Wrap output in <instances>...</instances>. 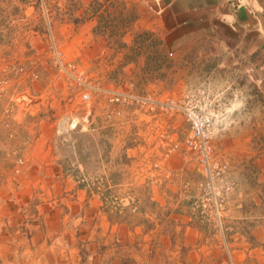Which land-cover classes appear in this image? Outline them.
Listing matches in <instances>:
<instances>
[{
    "label": "crops",
    "instance_id": "0c3cea01",
    "mask_svg": "<svg viewBox=\"0 0 264 264\" xmlns=\"http://www.w3.org/2000/svg\"><path fill=\"white\" fill-rule=\"evenodd\" d=\"M95 2L44 0L51 38L70 59L109 57L116 67L113 128L94 129L100 138L85 155L106 157L98 143L116 126L112 155L139 165L137 177L119 179L132 165L116 163V184H93L77 140L76 161L66 154L67 134L88 133L107 106L95 103L92 114L64 83L58 117L57 93L47 114L44 92L34 93L18 120L28 129L18 139L32 143L20 163L0 162V264H264V156L252 147L251 120L219 116L226 126L245 122L222 136L228 169L211 193L202 174L190 175L200 170L183 151L188 120L162 110L176 93L214 87L219 96L240 77L264 93V0ZM211 61L204 83L192 85L188 76ZM241 105L233 99L229 113Z\"/></svg>",
    "mask_w": 264,
    "mask_h": 264
},
{
    "label": "rangeland",
    "instance_id": "374dc122",
    "mask_svg": "<svg viewBox=\"0 0 264 264\" xmlns=\"http://www.w3.org/2000/svg\"><path fill=\"white\" fill-rule=\"evenodd\" d=\"M116 3L120 7L122 1ZM45 8L44 0H0V162L5 166L20 163L23 160L20 154L26 147L25 142L32 143L28 140L18 139V135L22 136V133L28 132L27 126L22 127L18 120L24 118L25 114L28 115L23 106H28L37 101L33 97L34 93L44 92L45 98L42 107L44 113L47 114L48 111H52L49 103V92L53 94L56 92L57 96L54 101L61 108L60 113L56 114L59 117L64 114L65 102L68 103L67 97L60 104V93L66 86L69 91L71 90L74 95L78 96L76 105L80 107L89 106L92 111L95 103H102L103 106H107L105 114L98 115L95 125H92L88 133L72 132L67 134L66 154L71 160L76 161L72 143L77 140L76 149L79 154L82 152V158L78 156V159L84 160L85 163L87 161L84 172L86 179L93 184H114V181L116 184V163L131 164L128 157H121L122 161L117 158L116 162V155L114 157L112 155L114 145L116 148V139L114 143L112 139L113 131L116 132V126L112 130L108 142L98 143L108 153L106 157L85 155L88 150L94 151L96 141L100 138L94 129L100 127L99 132H101L103 122L104 124H111L109 128H113V118H116V67L113 66L109 57L89 60L84 55H79L70 59L65 47H61L59 43L57 45L51 38L54 37V29L49 23ZM122 18L123 23H125L126 19ZM117 24L119 25L120 22ZM216 63V61L201 63V71H198L201 75L188 76L187 80L194 86L204 83L205 77L202 73L214 67ZM78 74H82L85 78L88 86L86 93L91 96L89 101L82 100L80 92L71 81L70 75ZM234 89L219 94V96L214 91V87L208 88L207 91L196 90V92H190L184 96L176 93L174 97L165 101L166 105L163 106L162 110L168 117L179 115L187 120L184 108L196 107L210 121L214 155L223 162H225V155L219 151L224 148L225 144L222 136L226 131L230 132L232 129L240 131V127H244L245 121L226 126L220 122L219 116L225 115L227 118L237 117L239 119L248 117V120H251L249 127L253 130L252 147L254 151H259L264 156V93L258 91L255 84L248 82L244 77L238 79ZM236 90L239 92H235ZM237 98L243 102V105L229 113L230 102ZM39 101L42 100L39 99ZM114 110L115 114L113 115ZM189 130L188 122L185 121V140ZM121 146H123L122 140L118 141L117 148ZM183 148V151L193 158L200 170L199 173L197 168L196 170L192 169L190 175L198 179L200 177L198 174H202L206 180L200 164L187 148L185 141ZM131 165L132 170L130 168L118 169L119 179L128 182L132 177H137L139 165L136 163ZM194 167H196L195 164ZM142 178L143 176L138 179V183L141 182ZM111 196L115 201L113 206L116 208V189Z\"/></svg>",
    "mask_w": 264,
    "mask_h": 264
},
{
    "label": "built area",
    "instance_id": "2783aa9c",
    "mask_svg": "<svg viewBox=\"0 0 264 264\" xmlns=\"http://www.w3.org/2000/svg\"><path fill=\"white\" fill-rule=\"evenodd\" d=\"M70 77L72 83L75 84L80 92L82 100L89 101L91 96L89 93H86L88 86L84 76L78 74L70 75ZM184 112L190 125L189 134L185 140L186 146L202 168L203 174L206 177V190L211 193L220 192L221 188L216 183L224 179L228 164L219 161L214 155L210 121L194 106L184 108ZM212 196H214L215 200L221 194L217 196L213 194Z\"/></svg>",
    "mask_w": 264,
    "mask_h": 264
},
{
    "label": "trees",
    "instance_id": "16d2710c",
    "mask_svg": "<svg viewBox=\"0 0 264 264\" xmlns=\"http://www.w3.org/2000/svg\"><path fill=\"white\" fill-rule=\"evenodd\" d=\"M97 6H98V2L96 0V2L92 5V7L97 10Z\"/></svg>",
    "mask_w": 264,
    "mask_h": 264
}]
</instances>
